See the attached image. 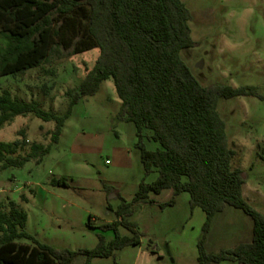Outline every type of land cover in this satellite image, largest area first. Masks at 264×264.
I'll return each mask as SVG.
<instances>
[{"label": "rangeland", "instance_id": "1", "mask_svg": "<svg viewBox=\"0 0 264 264\" xmlns=\"http://www.w3.org/2000/svg\"><path fill=\"white\" fill-rule=\"evenodd\" d=\"M190 9L194 47L182 57L204 86L253 85L262 96L221 98L218 109L226 122L233 148L232 165L246 171L244 197L264 213V0H182ZM4 43L0 42V49ZM42 65L17 75L0 77L4 89L27 101L38 100L45 110L65 114L69 91L78 88L95 65L99 48L80 53L57 48ZM113 79L101 83L93 96L82 97L66 120L60 140L41 160L33 158L22 167L3 168L0 161V205L9 211L19 205L28 214L25 230L35 240L58 249H93L101 237L107 243L115 237L105 224L115 221L137 223L141 244L116 250L109 257H95L94 264H199L198 241L205 214L192 208L188 192L170 202L173 189L150 193L146 202H134L118 215L123 201L132 202L140 184L150 183L158 171L146 175L138 146L137 126L120 117L121 99ZM55 122H45L33 114L18 115L0 129V142L23 138L13 157L32 151L34 142L47 146ZM146 129L143 144L160 148ZM63 177L68 185H54ZM104 183L113 186L107 193ZM216 229L208 240L211 251L251 241L253 221L243 210L228 206L215 217ZM225 231V232H224ZM122 235H132L120 226ZM222 234V235H221ZM78 255L74 264H86ZM218 264H238L225 260Z\"/></svg>", "mask_w": 264, "mask_h": 264}, {"label": "trees", "instance_id": "2", "mask_svg": "<svg viewBox=\"0 0 264 264\" xmlns=\"http://www.w3.org/2000/svg\"><path fill=\"white\" fill-rule=\"evenodd\" d=\"M182 0H0V77L17 75L42 65L57 48L80 53L100 49L95 65L78 88L69 91L65 114L45 110L38 100L27 101L4 89L0 94V129L18 115L33 114L45 122H55L51 143L34 142L32 151L13 157L19 146L27 145L25 130L21 141L0 142L3 168L22 167L33 158L41 160L60 140L66 120L82 97L95 95L101 83L112 78L121 99L120 117L137 126L138 146L146 175L157 170L158 177L143 181L132 202L123 201L118 215L134 202H146L150 193L173 189L167 204L188 192L192 208L205 213L198 241L199 264L225 260L238 264H264V213L244 197L247 173L232 165L235 152L230 146L226 122L218 103L221 98L261 96L258 88L246 85L204 86L185 62L182 51L194 47L192 14ZM262 97V96H261ZM160 148L143 144L145 130ZM54 185L67 186L63 177ZM107 193L113 186L104 183ZM228 206L243 210L253 221L251 241L233 247L209 250L207 240L215 217ZM28 214L15 203L9 211L0 205V264H74L80 254L86 264L95 257H109L116 250L141 244L137 223L115 221L104 225L113 229L109 243L101 237L93 249H58L18 241L33 238L26 230ZM132 235H122L120 226Z\"/></svg>", "mask_w": 264, "mask_h": 264}, {"label": "crops", "instance_id": "3", "mask_svg": "<svg viewBox=\"0 0 264 264\" xmlns=\"http://www.w3.org/2000/svg\"><path fill=\"white\" fill-rule=\"evenodd\" d=\"M197 208H200V207H197ZM205 214V213H204ZM215 229H216V222L214 221V226H213V230L210 232V234H209V237L211 236V235H213L212 233H214L213 231H215ZM225 232V231H224ZM222 235V234H221ZM208 237V238H209Z\"/></svg>", "mask_w": 264, "mask_h": 264}]
</instances>
